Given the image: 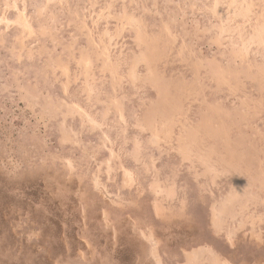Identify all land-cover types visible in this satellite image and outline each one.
Segmentation results:
<instances>
[{
	"label": "rangeland",
	"instance_id": "1",
	"mask_svg": "<svg viewBox=\"0 0 264 264\" xmlns=\"http://www.w3.org/2000/svg\"><path fill=\"white\" fill-rule=\"evenodd\" d=\"M0 264H264V0H0Z\"/></svg>",
	"mask_w": 264,
	"mask_h": 264
}]
</instances>
